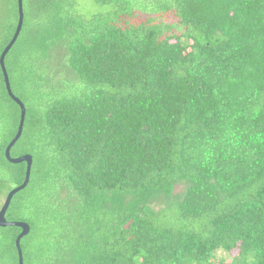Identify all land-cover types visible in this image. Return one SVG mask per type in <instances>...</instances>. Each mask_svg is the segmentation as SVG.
<instances>
[{
    "label": "trees",
    "instance_id": "16d2710c",
    "mask_svg": "<svg viewBox=\"0 0 264 264\" xmlns=\"http://www.w3.org/2000/svg\"><path fill=\"white\" fill-rule=\"evenodd\" d=\"M93 1L23 0L4 60L23 264H264V0ZM17 21L0 0V55ZM19 118L0 70V208ZM20 232L0 228V264Z\"/></svg>",
    "mask_w": 264,
    "mask_h": 264
},
{
    "label": "water",
    "instance_id": "95a60500",
    "mask_svg": "<svg viewBox=\"0 0 264 264\" xmlns=\"http://www.w3.org/2000/svg\"><path fill=\"white\" fill-rule=\"evenodd\" d=\"M22 1L23 0H17L18 21H17V26H16L15 32L13 34V37H12L11 41L9 42V44L5 47V49L3 50V52L0 55V70H1L2 75H3L6 92H7L8 96L10 97V99L19 107V110H20V118H19V124H18L16 135L14 136V138L11 140V142L6 147V149L4 151V156H5V159L8 162H10L11 164H21V163L26 164L25 177H24L23 183L20 186L12 189L7 194L3 204L1 206L2 208H0V228L16 227V228H19L21 230L20 234L17 236V238L15 240V247H16L17 257H18V264H23V257H22V251L20 248V241L23 237L28 235L30 228L26 223H23V222H8V221H6L5 214L8 210V208H10L9 205H10L13 197L17 193H19L20 191L24 190L29 183L31 167H32V158L29 155H24V156H21L18 158H12L10 155L11 149L17 143V141L20 139L21 134H22L24 120H25V107L21 103V101L18 98H16L11 92L8 75H7V72L5 69V65H4V60H5L7 53L10 51L12 46L15 44V42H16V40H17V38L21 32V29H22L23 18H24Z\"/></svg>",
    "mask_w": 264,
    "mask_h": 264
},
{
    "label": "rangeland",
    "instance_id": "374dc122",
    "mask_svg": "<svg viewBox=\"0 0 264 264\" xmlns=\"http://www.w3.org/2000/svg\"><path fill=\"white\" fill-rule=\"evenodd\" d=\"M76 4L74 6L75 11L83 17H90L93 15L103 14L109 11L110 6L109 5H103L95 3L93 0H75ZM143 17L138 16L136 19L132 20L131 23H140L142 21ZM165 19L168 21L170 20V17L168 15L165 16ZM65 74H56V80L62 81L64 80ZM75 78H72L71 80H74ZM75 90L72 89L68 84H64V89H61L62 94H70L73 93ZM181 189L179 187H176V193H179ZM3 203V201L1 202ZM236 256V252H232L231 254H224L222 252H218L216 254V259H222V264H230L231 259Z\"/></svg>",
    "mask_w": 264,
    "mask_h": 264
}]
</instances>
